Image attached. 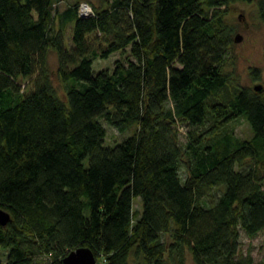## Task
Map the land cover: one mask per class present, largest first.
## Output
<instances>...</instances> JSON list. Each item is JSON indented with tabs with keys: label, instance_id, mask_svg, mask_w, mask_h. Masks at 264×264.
Segmentation results:
<instances>
[{
	"label": "trees",
	"instance_id": "1",
	"mask_svg": "<svg viewBox=\"0 0 264 264\" xmlns=\"http://www.w3.org/2000/svg\"><path fill=\"white\" fill-rule=\"evenodd\" d=\"M81 1L0 0V264L78 245L98 264H260L240 237L264 227V83L229 67L233 0ZM241 114L249 137L227 125ZM105 121L133 129L110 142Z\"/></svg>",
	"mask_w": 264,
	"mask_h": 264
},
{
	"label": "rangeland",
	"instance_id": "2",
	"mask_svg": "<svg viewBox=\"0 0 264 264\" xmlns=\"http://www.w3.org/2000/svg\"><path fill=\"white\" fill-rule=\"evenodd\" d=\"M73 1L74 0H57L56 5L61 9ZM84 1H87L92 6L91 2H89L91 0H82L79 7L80 12ZM258 3L259 0H233L227 5V14L230 21L235 24L236 32L240 31L242 33V38H234L230 45L233 64L229 65V67H232L235 80L242 84L264 83V15ZM67 32H70V26L67 27ZM124 55L125 54L120 50L113 51L107 56L97 54L93 57L92 66L95 70L101 67L112 68L116 58L123 57ZM49 61L53 66L57 63L56 53L52 50L49 53ZM254 66L260 71L261 76L259 78H253L251 74L252 67ZM57 85L59 89H62V84L60 82L57 81ZM105 124L108 129L107 141L110 142L122 139L133 129L132 127L127 130H121L106 121ZM227 125L239 136L249 137L252 134L250 123L242 114L229 120ZM189 127L193 128L195 126L188 123L180 125L182 140H185L187 137L186 130H188ZM182 173H184V169ZM217 190L218 187L215 186L212 193L214 194ZM140 203V198L136 197L134 201L135 206H139ZM240 238V252H250L253 256V261L262 264L264 262V227L259 229L255 234H248L242 228ZM2 255V258L5 259L6 253L4 251ZM104 261L103 259L101 263ZM188 261L191 264L193 263L191 256L188 257ZM38 264H50L48 257L44 256ZM130 264L144 263H139L132 259Z\"/></svg>",
	"mask_w": 264,
	"mask_h": 264
},
{
	"label": "water",
	"instance_id": "3",
	"mask_svg": "<svg viewBox=\"0 0 264 264\" xmlns=\"http://www.w3.org/2000/svg\"><path fill=\"white\" fill-rule=\"evenodd\" d=\"M235 39H241L242 33L237 31L234 35ZM262 83H255L254 87L261 89ZM10 217L8 210L0 206V222L6 223ZM62 264H98L97 257L93 249L88 245H78L70 249L63 257Z\"/></svg>",
	"mask_w": 264,
	"mask_h": 264
},
{
	"label": "built area",
	"instance_id": "4",
	"mask_svg": "<svg viewBox=\"0 0 264 264\" xmlns=\"http://www.w3.org/2000/svg\"><path fill=\"white\" fill-rule=\"evenodd\" d=\"M83 3L84 4L82 5L81 13L84 14L92 13L93 12L92 6L87 1H84Z\"/></svg>",
	"mask_w": 264,
	"mask_h": 264
}]
</instances>
